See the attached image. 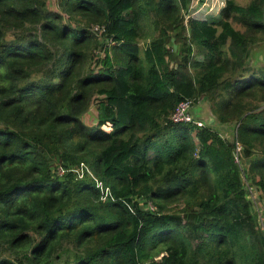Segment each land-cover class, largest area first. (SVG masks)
<instances>
[{"label": "trees", "instance_id": "trees-1", "mask_svg": "<svg viewBox=\"0 0 264 264\" xmlns=\"http://www.w3.org/2000/svg\"><path fill=\"white\" fill-rule=\"evenodd\" d=\"M191 1L0 0V264H264L243 179L264 194V0ZM200 98L237 118L245 171L171 119Z\"/></svg>", "mask_w": 264, "mask_h": 264}, {"label": "rangeland", "instance_id": "rangeland-1", "mask_svg": "<svg viewBox=\"0 0 264 264\" xmlns=\"http://www.w3.org/2000/svg\"><path fill=\"white\" fill-rule=\"evenodd\" d=\"M239 5H247L251 0H234ZM225 4V0H192L190 4V16L198 19H217L220 18V11ZM48 6L56 9L55 0H48ZM229 21L232 25L239 30H243L242 25L230 16ZM95 29V28H94ZM146 39H140V46L143 47ZM250 64L252 67H255V71L262 69L264 70V37L259 41V44L252 47L250 54ZM255 102L261 103L260 100H256ZM93 104H95L93 102ZM95 115L94 106H91L87 113L84 115V121L86 123H91L92 119ZM189 115L191 117V122L196 123L200 122L204 125H208L213 129L219 131V133L227 138L230 141L236 140V126H237V118H228L225 121H222L221 118L216 114L211 107V103L206 98H200L195 102H192L191 107L189 108ZM237 157L239 162H241L242 169L247 168V164L244 162V158L242 159L241 151L237 153ZM241 160V161H240ZM245 180V189L247 190V196L251 203V209L253 213L256 215L258 225L261 230L264 232V194H262L261 190L256 185L251 184L250 181ZM141 203L142 207L149 209L150 206L154 205L150 200L145 202L143 199H138ZM180 207V203H172L168 205L169 210H178ZM8 253H4L0 251V256H3Z\"/></svg>", "mask_w": 264, "mask_h": 264}, {"label": "built area", "instance_id": "built-area-1", "mask_svg": "<svg viewBox=\"0 0 264 264\" xmlns=\"http://www.w3.org/2000/svg\"><path fill=\"white\" fill-rule=\"evenodd\" d=\"M191 107V102L190 101H182L178 104L175 112L173 113L171 119L174 122H191V117L189 115V108ZM198 125H200V122H196ZM241 151V145L236 142L235 143V150H234V158L235 161L240 165L239 159L237 157V153ZM241 167V165H240ZM247 191V190H246ZM248 193V192H247ZM247 196V194H246ZM248 198V196H247ZM249 199V198H248ZM149 210H155V206L152 205L150 206Z\"/></svg>", "mask_w": 264, "mask_h": 264}]
</instances>
